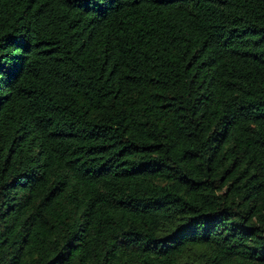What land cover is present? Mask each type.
I'll return each instance as SVG.
<instances>
[{
    "label": "trees",
    "instance_id": "trees-1",
    "mask_svg": "<svg viewBox=\"0 0 264 264\" xmlns=\"http://www.w3.org/2000/svg\"><path fill=\"white\" fill-rule=\"evenodd\" d=\"M0 264H264V0H0Z\"/></svg>",
    "mask_w": 264,
    "mask_h": 264
}]
</instances>
